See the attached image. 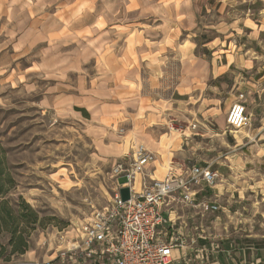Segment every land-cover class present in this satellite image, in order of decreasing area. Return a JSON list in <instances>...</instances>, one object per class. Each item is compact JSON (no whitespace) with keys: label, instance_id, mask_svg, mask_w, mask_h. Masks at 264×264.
I'll return each instance as SVG.
<instances>
[{"label":"rangeland","instance_id":"rangeland-1","mask_svg":"<svg viewBox=\"0 0 264 264\" xmlns=\"http://www.w3.org/2000/svg\"><path fill=\"white\" fill-rule=\"evenodd\" d=\"M263 7L253 0H235L225 10L208 13L203 29L193 38L195 42L183 41L181 49L190 51L197 45L195 54L208 60L214 50L223 54L219 50L222 43L226 50L229 45L235 54L242 53L250 46L245 20L260 25L259 11ZM3 29L0 25V204L6 202L14 210L15 222L1 227L0 264L49 261L67 251L73 227L110 205L118 184L113 175L117 159L131 153V141L146 147V141L151 140L141 137L140 132L159 126L161 145L173 143L172 151L179 149L181 141L175 140L178 134L169 126L172 120L173 128L199 134L195 137L196 160L189 154L183 160L187 167L198 164L204 168L218 163L225 169L221 171L224 179L215 183V192L211 190L215 185L203 187L200 199L207 200L199 201L217 202L214 204L219 210L206 215L203 227L194 230L189 240L195 241L202 229L205 233L191 248L192 258L206 259L208 255L198 253V244L207 247L209 255L214 253L211 244H220V249L237 262L244 254L248 261L260 258L264 262V132L257 138L261 125L258 118L241 129L228 124L233 107L246 105L247 91L243 86L232 90L230 80L209 78L179 90L187 93L179 96L176 88L182 75L177 72L179 60L173 58L172 68L155 75V84L148 83L153 75H145L151 98L142 101L139 117L131 126L138 133L109 121L105 122L108 131L102 130V136L97 137L92 135V121L82 109L67 112L51 107L52 100L45 97L52 82L37 70L41 59L22 57L23 52L15 50V43ZM261 39L264 41V33ZM205 114L224 118L226 134L212 138L210 132H217V127L204 121ZM229 156L231 159H227ZM168 157L173 155L163 156L167 162ZM124 159L127 158L120 161ZM228 166L234 167L228 170ZM157 167L161 172L159 162ZM166 171L157 176L163 179ZM14 230L26 238L28 250L23 255L11 253ZM226 260L221 254V263Z\"/></svg>","mask_w":264,"mask_h":264},{"label":"crops","instance_id":"crops-1","mask_svg":"<svg viewBox=\"0 0 264 264\" xmlns=\"http://www.w3.org/2000/svg\"><path fill=\"white\" fill-rule=\"evenodd\" d=\"M253 1L264 6V0ZM234 3L235 0H0V25L4 26L6 37L15 43V50L23 52L22 57L41 59L37 70L52 82L45 100L51 99V107L58 111L69 112L77 108L85 111L92 121V135L102 136L101 131L109 129L105 124L109 121L127 127V130L123 129L128 132L138 133L131 126L135 125L134 118L139 117L142 101L151 98L147 95L151 86L147 88L145 75H153L148 83L155 84V75L172 68L174 58L179 60L177 72L182 75L176 88L179 96L187 94L179 90H186L188 85L194 87L209 78L230 80L232 90L243 86L247 91L244 107L250 118L249 126L257 118L261 124L257 129L258 138L264 132V46H261L264 43L261 39L264 7L259 11L260 25H255L251 19L245 20L244 26L250 31L247 39L250 46L242 53L235 54L229 45L226 50L222 43L219 50L223 54L212 50L208 60L195 54L197 45L184 51L180 44L197 38L208 13L220 12ZM243 73L246 74L244 79ZM204 116L205 122L217 127V132H210L212 138L226 134L224 118ZM172 122L169 125L171 131L178 134L175 140L181 141L178 150L172 151L173 143H167L166 147L161 145L158 140L160 128L156 125L157 128L139 133L141 137L151 139L146 141V147L133 140L131 153L117 161L132 157L134 151L143 146L157 159L147 169L149 181L164 180L170 171L186 175L193 166H200L187 167L183 162L187 154L195 158V137L199 134H187L188 129L173 128ZM170 154L173 157L167 158L169 162L165 161L163 156ZM227 159H231L230 156ZM221 165L204 167L217 176L216 183L220 178L224 179L221 171L225 169ZM233 167L228 166V170ZM165 170V177L160 179L157 175L162 176ZM121 180L119 184H123ZM215 188L216 184L211 190L215 192ZM202 190L198 189V201L207 200L205 197L200 199ZM163 211L169 221L165 229L169 236L181 237L185 242L183 248L173 251V264H222L221 254L227 259L224 264H264L260 258L248 261L246 254L237 262L229 252L220 249V244H211L212 255L207 252V247L198 244V253L208 255L206 259L196 257L194 260L191 248L195 241L199 243L204 238L205 231L202 229L195 241L189 239L193 238L194 230L203 227L206 215L179 200L165 205Z\"/></svg>","mask_w":264,"mask_h":264},{"label":"built area","instance_id":"built-area-1","mask_svg":"<svg viewBox=\"0 0 264 264\" xmlns=\"http://www.w3.org/2000/svg\"><path fill=\"white\" fill-rule=\"evenodd\" d=\"M228 124L235 129L249 124L243 105L233 107ZM156 161L155 154L143 146L132 157L119 161L113 169L117 190L108 208L73 227L67 251L53 260L28 264H173V251L183 248L185 242L165 230L169 221L163 208L179 200L204 215L216 213L217 205L198 201L196 196L198 189L212 188L217 176L209 169L193 166L186 175L170 171L164 180L149 181L147 169ZM120 179L123 184H119ZM122 188L130 190L126 202L120 196Z\"/></svg>","mask_w":264,"mask_h":264},{"label":"trees","instance_id":"trees-1","mask_svg":"<svg viewBox=\"0 0 264 264\" xmlns=\"http://www.w3.org/2000/svg\"><path fill=\"white\" fill-rule=\"evenodd\" d=\"M15 222L14 210L8 206L6 202L0 204V233L1 227L7 226L9 223ZM13 239L10 246L12 247V255H23L28 250V244L23 233H18L17 230L12 231Z\"/></svg>","mask_w":264,"mask_h":264},{"label":"water","instance_id":"water-1","mask_svg":"<svg viewBox=\"0 0 264 264\" xmlns=\"http://www.w3.org/2000/svg\"><path fill=\"white\" fill-rule=\"evenodd\" d=\"M120 196L123 202H126L130 199V190L129 188H122L120 190Z\"/></svg>","mask_w":264,"mask_h":264}]
</instances>
